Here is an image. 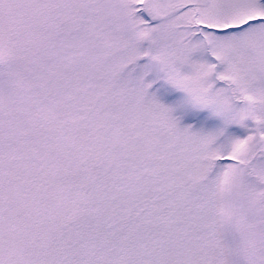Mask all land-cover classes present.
I'll use <instances>...</instances> for the list:
<instances>
[{
	"label": "snow or ice",
	"instance_id": "snow-or-ice-1",
	"mask_svg": "<svg viewBox=\"0 0 264 264\" xmlns=\"http://www.w3.org/2000/svg\"><path fill=\"white\" fill-rule=\"evenodd\" d=\"M0 264H264V0H0Z\"/></svg>",
	"mask_w": 264,
	"mask_h": 264
}]
</instances>
